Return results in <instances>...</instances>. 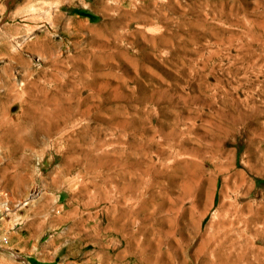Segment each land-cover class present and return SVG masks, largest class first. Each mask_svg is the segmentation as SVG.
<instances>
[{
  "label": "rangeland",
  "instance_id": "obj_1",
  "mask_svg": "<svg viewBox=\"0 0 264 264\" xmlns=\"http://www.w3.org/2000/svg\"><path fill=\"white\" fill-rule=\"evenodd\" d=\"M228 207L264 209V0H0V264H191Z\"/></svg>",
  "mask_w": 264,
  "mask_h": 264
},
{
  "label": "bare ground",
  "instance_id": "obj_2",
  "mask_svg": "<svg viewBox=\"0 0 264 264\" xmlns=\"http://www.w3.org/2000/svg\"><path fill=\"white\" fill-rule=\"evenodd\" d=\"M163 8L164 7L160 8V9H163ZM160 15H162L161 12H160ZM131 16L136 17V16H138V14L132 12ZM13 87H14L13 83L9 84V88H8L7 92L14 91ZM30 87L31 88L34 87L35 89L40 90V87H38V84H36L35 80L30 82ZM30 87H29L28 91H31ZM41 88H42V86H41ZM62 91H63V89H62ZM56 93H57V91H56ZM47 94H49V93H47ZM9 96H10V94H9ZM60 99L62 102L63 98H60ZM64 99L66 100V98H64ZM68 102L70 103V101H68ZM56 105H58V104H56ZM56 105H54V106L56 107ZM60 105H61V103H60ZM56 108H55V110H56ZM59 108L60 107H58L57 109H59ZM62 109H63V106H62ZM68 109H70V107L65 106V108L63 110L69 111ZM55 110L53 109V111H50V114H49L51 117V119H50L51 122H49L51 128L49 127V125H48V128H50L51 130L52 129H54V130L58 129L59 130L60 127L67 126L69 124V117H68L67 113H62V110L59 111V113H58ZM229 121H230V119L228 120V118H227L226 119V125L227 126L222 128L225 134L229 133V131L232 130V127L229 124ZM26 137H27V135L24 138H26ZM177 145H179V144H177ZM183 149L184 148H182V147L177 148L174 153L179 154V153L183 152ZM161 151L162 152H159V154H158L161 157H162V155H163V157H166L167 155H169L167 152L166 153L163 152L164 150H161ZM208 155H210V154H208ZM216 155L214 154V152L211 154V157L213 159V160L212 159L211 160H212V163L214 165V167H213L214 170H213L212 174L210 175V179L212 181L215 180L217 175H219L220 173H225V171H226L224 169L215 167L216 166V160H214V158L216 157ZM234 173L236 174L237 172H235V171L232 172V177L234 178L233 179V187L236 186L237 179H238V182H241V183H242V179H243L242 175L237 176L235 179ZM241 210H242V208H241ZM231 211H233V210H231L230 207H228L223 212L222 215H221L222 212L219 211V218L217 219L218 231H217L216 235H209V234H202V233L200 234V231H199V228L197 225L195 233L197 236L199 234L198 241H189L188 242L189 247L192 246L191 250L193 253L191 260L188 261L189 263H191V264H242L244 262V264H245L248 262V252L250 250L256 251V254L258 256L261 247L256 245L255 242H264V241H253V239L251 241V240H249V238L245 241H242L243 239L240 241L239 239L236 238V233H237V231H239L238 226H236V223L244 224L246 227L250 224L252 226L259 227V228H256L255 231L253 230L254 232H253L252 236H253V238H255L257 240L258 239L264 240V209H257L255 211L252 209H248L247 211H249V212H247L248 213L247 215H245V213L243 211H241L240 213H234ZM233 213H234V215H232ZM259 224H261V225L259 226ZM239 238H240V236H239ZM125 250L127 251V249H122L123 252ZM120 255L122 256L121 251L117 252L116 256H120Z\"/></svg>",
  "mask_w": 264,
  "mask_h": 264
},
{
  "label": "built area",
  "instance_id": "obj_3",
  "mask_svg": "<svg viewBox=\"0 0 264 264\" xmlns=\"http://www.w3.org/2000/svg\"><path fill=\"white\" fill-rule=\"evenodd\" d=\"M8 243V237L1 232L0 229V245H5Z\"/></svg>",
  "mask_w": 264,
  "mask_h": 264
}]
</instances>
